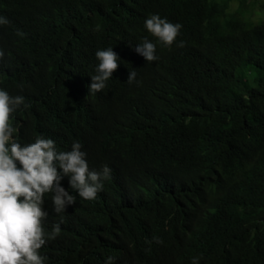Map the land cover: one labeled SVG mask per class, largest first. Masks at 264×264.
Returning <instances> with one entry per match:
<instances>
[{"label":"trees","instance_id":"1","mask_svg":"<svg viewBox=\"0 0 264 264\" xmlns=\"http://www.w3.org/2000/svg\"><path fill=\"white\" fill-rule=\"evenodd\" d=\"M152 14L182 28L148 63L134 49ZM0 16L15 138L79 142L90 170L111 169L45 264H264V0H0ZM109 47L121 77L84 109Z\"/></svg>","mask_w":264,"mask_h":264},{"label":"clouds","instance_id":"2","mask_svg":"<svg viewBox=\"0 0 264 264\" xmlns=\"http://www.w3.org/2000/svg\"><path fill=\"white\" fill-rule=\"evenodd\" d=\"M9 23L0 16V25ZM145 28L154 40L145 38L134 50L152 63L159 59L157 45L171 49L182 25L152 14L145 20ZM179 47H184L183 41ZM3 55L0 51V58ZM95 55L98 64L86 89L84 109L106 95L107 81L121 77L120 58L113 48L97 50ZM136 77L137 71L131 70L127 83L133 84ZM23 103V96L0 90V264H45L40 250L60 235L59 219L71 211L84 212L86 203L97 200L103 181L111 178L107 165L99 172L90 170L79 142L65 148L43 136L30 143L18 142L11 116ZM46 219L50 232L45 231ZM153 240L163 243L158 237ZM106 264H113V257H108ZM192 264H198V259Z\"/></svg>","mask_w":264,"mask_h":264}]
</instances>
